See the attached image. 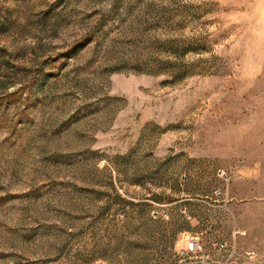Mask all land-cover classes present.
Masks as SVG:
<instances>
[{
	"label": "rangeland",
	"instance_id": "374dc122",
	"mask_svg": "<svg viewBox=\"0 0 264 264\" xmlns=\"http://www.w3.org/2000/svg\"><path fill=\"white\" fill-rule=\"evenodd\" d=\"M0 264H264V0H0Z\"/></svg>",
	"mask_w": 264,
	"mask_h": 264
}]
</instances>
